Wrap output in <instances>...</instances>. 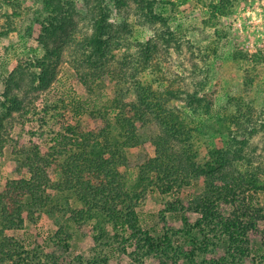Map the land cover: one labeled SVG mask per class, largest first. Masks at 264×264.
<instances>
[{
	"label": "trees",
	"instance_id": "obj_1",
	"mask_svg": "<svg viewBox=\"0 0 264 264\" xmlns=\"http://www.w3.org/2000/svg\"><path fill=\"white\" fill-rule=\"evenodd\" d=\"M209 1L208 6L212 9L207 20L211 22L218 15L227 14L228 7L236 0ZM156 2L81 0L78 6L76 0H40L35 18L41 27L38 42L47 51L40 59L41 72L35 74L41 85L49 84L48 75L53 73L64 45L76 31L74 21L80 16L89 20L91 31L86 33L79 29L83 34L73 45L76 53L79 52L74 70L89 91L95 93L98 86L108 79L113 84V92L102 106L86 111L87 119L66 123L65 127L52 133L47 151L34 141L29 147H17L16 161L26 170L27 176L22 174L9 179L0 188V264L39 263L38 250L24 248L23 241L14 238L7 230L20 228L25 217L35 222L41 216H49L57 226L61 225V220L69 223L71 219L77 223V230L91 234L94 243L100 247L112 243L110 227L114 235H121L127 245H133L126 254L136 264H141L149 256H154L158 264H237L247 254L248 232L257 228L253 217L255 213L260 215L262 208L252 205L247 199L249 195H243L245 188L242 185L250 182L255 187H264L260 180L261 171L240 176L231 182L222 169L226 162L231 161L229 149L238 148L240 153L258 127L264 132V122L258 127L253 124V113L246 110L250 105L244 108L239 102L234 118L241 139L232 136L231 141L235 143L231 147L222 150L221 154V149L213 148L199 163L195 160L194 136L197 131L182 117L179 106L173 101H181L195 112L206 109L209 99L179 86L165 87L161 91L160 86L154 88L137 78L152 62L158 44L151 38L139 40L136 43L138 51L129 54L126 61L123 60V66L107 68V61L116 56L114 51L120 48L121 41L126 38L124 33L129 31L126 18L129 9H133V15L142 25L152 26L157 22L167 25L165 17L156 10ZM2 6L16 14L20 2L0 0V8ZM112 7L119 17L116 24L111 19ZM166 29L160 36L168 45L173 32L169 27ZM156 35L158 37L159 34ZM51 42L53 46L50 47ZM232 58L257 64L264 60V53L249 55L235 49ZM128 78L134 80L132 90L125 87ZM130 92L134 95L132 99L128 98ZM96 114L102 116L103 125L90 124L91 117ZM150 123L158 127V132L147 139L154 147V153L144 156L136 166V178L131 180L127 152L129 148L140 145L139 129ZM229 172L234 173L233 170ZM194 177L202 178L204 188L189 201L188 208L201 216L191 222L185 214H180L182 226L179 229L154 238L143 228L138 212L146 194L155 186L161 192L179 190ZM237 188L240 191L235 195ZM229 199L238 203L228 215H223L220 206L228 203ZM166 208L176 212L184 210L185 204L178 200L167 203ZM163 212L165 209H161V214ZM66 223H62L64 227ZM61 230L59 226L53 239L58 238L64 246L71 233L67 232L65 237L58 236ZM178 232L187 246L174 245L172 237ZM224 238L227 240L226 253L207 257L211 247H216ZM119 250L125 251V246ZM97 254L87 260L80 256L68 264H109L108 254Z\"/></svg>",
	"mask_w": 264,
	"mask_h": 264
},
{
	"label": "rangeland",
	"instance_id": "obj_2",
	"mask_svg": "<svg viewBox=\"0 0 264 264\" xmlns=\"http://www.w3.org/2000/svg\"><path fill=\"white\" fill-rule=\"evenodd\" d=\"M156 1V10L165 17L167 25L160 22L152 26L142 25L133 15V9H129L126 17L129 31L124 33L126 38L121 41L120 48L114 51L116 56L107 61V68L123 66V60L126 61L125 58L137 50L136 43L139 40L151 38L156 42L158 47L152 55V62L137 78L154 88L160 86L161 91L165 87L179 86L209 99L206 109L195 112L181 101H173L179 106L182 117L197 131L194 136L197 151L195 160L202 163L203 158L208 157L209 150L218 148L221 154L222 150L235 143L231 141L232 136L241 139L234 118V114L238 113L239 102L244 108L250 105L246 110L252 111L253 124L258 127L264 122V60L256 64L232 58L235 49L249 55L264 53V0H236L228 7L227 14H220L216 19L210 17L211 22L207 20L212 9L208 6L209 0ZM19 2L20 8L16 9V14L4 6L0 8V188L9 179L22 174L27 176L26 170L19 167L16 161L17 147H29L34 141L43 151H47L52 133L65 127L66 123L87 119L86 111L102 106L113 92V84L108 79L98 86L95 93L89 91L74 70L79 52L76 53L73 45L83 34L80 30L86 33L91 31L89 20L80 16L74 21L76 31L64 45L53 73L48 75L49 84L42 86L35 76L41 72L40 63L47 54L38 42L41 27L39 20L35 19L40 0ZM76 2L78 6L81 5V0ZM111 12L112 21L118 23L119 17L114 7ZM166 27L173 32L168 45L160 36ZM155 33L159 34L158 37ZM49 46H53V43ZM11 77L13 80H10ZM133 81L129 79L125 87L132 90ZM128 95L129 99L134 98L132 92ZM12 97L16 100H11ZM90 124L103 125L102 116L93 115ZM258 128L240 153L237 152L238 148L229 149L231 161L226 162L222 172L229 175L231 182L237 181L240 176L261 171L260 180L264 183V132ZM157 132L156 124L142 126L139 129L142 137L140 145L128 149L131 180L136 178V166L143 161L144 156L154 153V147L147 139ZM231 170L233 174L229 172ZM203 188L202 178L194 177L179 190L161 192L156 186L150 189L143 205L138 208L143 228L158 239L164 232L170 234L182 226L180 214H185L194 222L201 215L188 208L189 201ZM242 188H245L243 195L250 196L247 199L251 204L262 209L260 215L255 213L253 217L257 228L248 232L247 254L237 264H264V187L245 182ZM239 191L237 188L235 195ZM178 200L185 204L184 210H166L167 203ZM231 201L229 199L228 203L221 204L223 215H228L232 208H236L238 201ZM161 209H165L162 214ZM61 221L59 226L62 230L58 236L65 237L67 232L71 233L64 246L58 238L53 239L59 226L49 216H41L35 222L25 217L20 228L7 230V233L23 241L24 248L38 250L40 258L36 264H68V261L77 260L80 256L87 260L98 255L97 252L108 254L109 264H136L126 254L133 249V245H127L121 235H114L110 227L112 243L100 247L94 243L91 234H83L76 229L77 223L71 219L69 223L65 219ZM62 223L67 225L64 227ZM182 237L179 232L175 234L172 237L174 245H186ZM122 245L125 251L119 250ZM211 249L207 257L223 255L227 250V240L221 239ZM157 261L154 256H149L141 264H158Z\"/></svg>",
	"mask_w": 264,
	"mask_h": 264
}]
</instances>
